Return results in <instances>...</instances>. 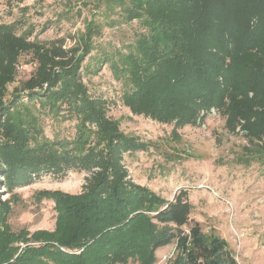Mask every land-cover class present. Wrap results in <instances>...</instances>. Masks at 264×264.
Wrapping results in <instances>:
<instances>
[{"label": "trees", "instance_id": "obj_1", "mask_svg": "<svg viewBox=\"0 0 264 264\" xmlns=\"http://www.w3.org/2000/svg\"><path fill=\"white\" fill-rule=\"evenodd\" d=\"M97 1V9H119L144 29L119 62L105 57L96 70L111 61L116 79L130 85L123 104L133 115L177 130L200 126L216 109L230 134L248 140L242 161L264 162V0ZM95 17L71 46L64 38L31 41L33 31L0 24V264H155L158 250L171 244L167 264H238L224 238L204 233L191 218L188 190L167 200L131 179L125 155L149 145L124 133L108 115V101L92 96L84 82V63L101 35ZM24 52L37 62L35 73L6 100ZM29 104L76 121L78 134L42 137ZM73 170L88 174L80 194L37 193L55 201V231H9L16 189ZM4 192L10 198L3 200Z\"/></svg>", "mask_w": 264, "mask_h": 264}, {"label": "rangeland", "instance_id": "obj_2", "mask_svg": "<svg viewBox=\"0 0 264 264\" xmlns=\"http://www.w3.org/2000/svg\"><path fill=\"white\" fill-rule=\"evenodd\" d=\"M97 2L0 0V24L16 23L19 34L33 31L31 41L45 43L64 38L66 45L71 46L75 36L84 32L86 20L95 14L101 35L94 39L96 48L84 63V82L92 96L108 101V115L119 121L124 133L149 145L147 152L125 155L131 179L167 200L179 190H188L193 204L191 218L199 222L204 233L224 238L238 264H264V162L242 161H246L245 148L250 144L242 134L232 135L226 130L225 117L216 109L206 113L200 126L186 125L177 130L173 124L133 115L123 104V95L130 85L116 79L110 62L118 61L120 53L127 54L144 29L139 22H127L120 17L119 9L114 12H105L104 7L97 9ZM105 57L111 61L96 73ZM36 66L32 53L21 55L14 81L7 85L6 100L12 98L15 89L22 88ZM23 102L27 104L26 100ZM29 105L38 116L42 137L74 139L76 121L38 112L37 107ZM87 178V173L73 170L64 179L48 175L28 187L16 189L6 218L9 231L16 234L22 230L30 234L37 230L55 231L58 217L55 201L39 200L37 193L46 190L80 194ZM3 194V200L10 198L6 192ZM20 246L25 247L26 243ZM174 254V244L158 250L155 264H167Z\"/></svg>", "mask_w": 264, "mask_h": 264}]
</instances>
